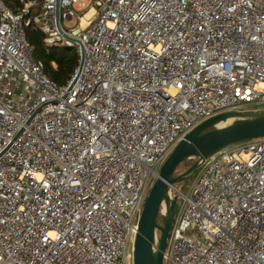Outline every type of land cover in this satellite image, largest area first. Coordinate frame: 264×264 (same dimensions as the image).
Segmentation results:
<instances>
[{
	"label": "built area",
	"instance_id": "built-area-1",
	"mask_svg": "<svg viewBox=\"0 0 264 264\" xmlns=\"http://www.w3.org/2000/svg\"><path fill=\"white\" fill-rule=\"evenodd\" d=\"M18 1L0 0V264H132L179 140L223 113L264 114V0ZM25 26L78 50L66 85ZM193 159L189 194L169 186L161 205L183 199L163 264H264V138Z\"/></svg>",
	"mask_w": 264,
	"mask_h": 264
},
{
	"label": "water",
	"instance_id": "water-1",
	"mask_svg": "<svg viewBox=\"0 0 264 264\" xmlns=\"http://www.w3.org/2000/svg\"><path fill=\"white\" fill-rule=\"evenodd\" d=\"M232 118L240 119L228 126L219 127V124ZM259 138H264V115L243 117L237 112L214 116L184 135L161 166L144 199L133 244L132 264H163V255L175 219L176 197L169 201L164 214L161 213L162 202L166 200L169 186L185 179L197 169L194 163L186 172L175 176L179 165L193 158L206 159L233 144ZM159 218L161 224L157 222ZM156 232L159 233L158 238Z\"/></svg>",
	"mask_w": 264,
	"mask_h": 264
},
{
	"label": "trees",
	"instance_id": "trees-1",
	"mask_svg": "<svg viewBox=\"0 0 264 264\" xmlns=\"http://www.w3.org/2000/svg\"><path fill=\"white\" fill-rule=\"evenodd\" d=\"M3 2L14 11L22 9V4L18 0L13 2L3 0ZM23 32L33 48L35 59L43 63L47 78L59 86L66 85L78 67V50L67 46H47L40 32L33 26L23 27Z\"/></svg>",
	"mask_w": 264,
	"mask_h": 264
},
{
	"label": "rangeland",
	"instance_id": "rangeland-1",
	"mask_svg": "<svg viewBox=\"0 0 264 264\" xmlns=\"http://www.w3.org/2000/svg\"><path fill=\"white\" fill-rule=\"evenodd\" d=\"M92 5L93 4H92V1L91 0L90 1H88V0H82L76 6H77L78 9L83 10V12H85V11H87V9L89 7H92ZM261 115H263V114H259L257 116H261ZM194 163H195V160L194 159H190V160L185 161L184 164L175 171V176H180L181 174H183L184 172H186V170L188 168H190ZM198 172H199V169H195L191 173H189V175L185 179L180 180V181H177L174 184L176 190H178L179 192H181L183 195H188L189 192H190V189L192 188V186L194 184V181L196 180V178L198 176ZM154 182H155V179H152L150 181L149 191H150L152 185L154 184ZM149 191H148V193H149ZM182 203H183V199L181 198V196H179L176 199V203H175V206H174L175 216L180 213L181 208H182ZM159 220H161V219L159 218ZM155 236L158 238L159 233L156 232V235Z\"/></svg>",
	"mask_w": 264,
	"mask_h": 264
},
{
	"label": "bare ground",
	"instance_id": "bare-ground-1",
	"mask_svg": "<svg viewBox=\"0 0 264 264\" xmlns=\"http://www.w3.org/2000/svg\"><path fill=\"white\" fill-rule=\"evenodd\" d=\"M91 13H88L85 18H88ZM82 25L84 26V21L82 22ZM223 124H219V127H221Z\"/></svg>",
	"mask_w": 264,
	"mask_h": 264
},
{
	"label": "flooded vegetation",
	"instance_id": "flooded-vegetation-1",
	"mask_svg": "<svg viewBox=\"0 0 264 264\" xmlns=\"http://www.w3.org/2000/svg\"><path fill=\"white\" fill-rule=\"evenodd\" d=\"M183 164H184V162L181 165H179L178 168H180ZM157 222H158V224H161V220L158 219Z\"/></svg>",
	"mask_w": 264,
	"mask_h": 264
}]
</instances>
